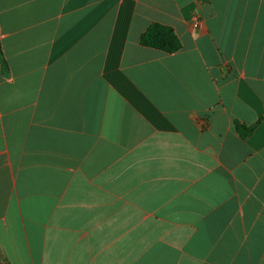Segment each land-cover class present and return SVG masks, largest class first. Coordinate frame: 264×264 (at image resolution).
Listing matches in <instances>:
<instances>
[{
	"label": "crops",
	"instance_id": "obj_1",
	"mask_svg": "<svg viewBox=\"0 0 264 264\" xmlns=\"http://www.w3.org/2000/svg\"><path fill=\"white\" fill-rule=\"evenodd\" d=\"M0 264H264V0H0Z\"/></svg>",
	"mask_w": 264,
	"mask_h": 264
},
{
	"label": "trees",
	"instance_id": "obj_2",
	"mask_svg": "<svg viewBox=\"0 0 264 264\" xmlns=\"http://www.w3.org/2000/svg\"><path fill=\"white\" fill-rule=\"evenodd\" d=\"M140 43L143 47L156 49L167 54H173L182 49V43L175 31L162 24L154 23L141 35ZM236 130L243 139L252 132L253 127H246L235 123Z\"/></svg>",
	"mask_w": 264,
	"mask_h": 264
}]
</instances>
